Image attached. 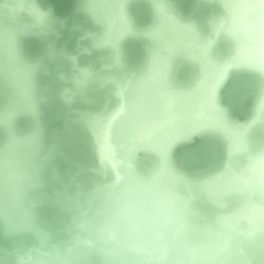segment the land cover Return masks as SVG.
<instances>
[{"label": "water", "instance_id": "1", "mask_svg": "<svg viewBox=\"0 0 264 264\" xmlns=\"http://www.w3.org/2000/svg\"><path fill=\"white\" fill-rule=\"evenodd\" d=\"M239 6L0 0V264H264V60ZM131 197L153 235L174 214L163 238L128 234Z\"/></svg>", "mask_w": 264, "mask_h": 264}, {"label": "bare ground", "instance_id": "2", "mask_svg": "<svg viewBox=\"0 0 264 264\" xmlns=\"http://www.w3.org/2000/svg\"><path fill=\"white\" fill-rule=\"evenodd\" d=\"M253 13V18L251 19V15ZM257 13V15H256ZM232 20H230V30L235 32V29L245 28L246 32L250 35L253 41V45L250 44L248 47L243 44L239 47V51L241 56L244 58H249L251 56L257 55L260 60H264V0H240V6L233 12ZM237 20V21H236ZM165 96V95H164ZM165 98V103H167V107L169 111L172 110V105L174 104L175 97L172 94L167 93ZM171 104V105H170ZM122 110V109H121ZM203 114V109H201ZM164 117V116H163ZM163 117L159 120L153 118L144 122L143 124H139L138 127L135 128L134 132L136 134L137 139H149L154 133L162 130L164 126L170 125L177 118L176 116L167 115L164 121H161ZM102 151L104 156L112 163V165L119 162H113V151L108 142V128L104 134V142L102 146ZM257 162L254 163L252 168V178L256 177L259 181L264 182V157L257 159ZM247 180H244V184H246ZM166 195V194H165ZM166 198V197H164ZM133 199V200H132ZM126 203L122 205L121 208V216H124L127 220H133L134 225L128 231V234L133 235L134 238H137L136 235H142L141 232H149L148 228L144 224L146 219L143 215V209L140 207V203L142 201L135 199L133 197L129 198V200L125 201ZM157 214L154 217V221L152 222V226L154 228L153 235L151 232V236L156 238H163L161 224H170L171 222H175L174 214L165 210L164 207L156 205ZM260 211V210H259ZM257 209L254 214L260 215ZM138 215V216H137ZM254 216H249V219H253ZM178 228V225L177 227ZM112 229V228H111ZM110 232V230H107ZM111 237L114 236V232L111 231ZM132 246H139L136 244H132ZM137 249L143 250V247H137Z\"/></svg>", "mask_w": 264, "mask_h": 264}]
</instances>
